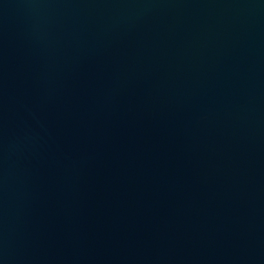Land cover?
<instances>
[{"label":"water","instance_id":"obj_1","mask_svg":"<svg viewBox=\"0 0 264 264\" xmlns=\"http://www.w3.org/2000/svg\"><path fill=\"white\" fill-rule=\"evenodd\" d=\"M0 264H264V0H0Z\"/></svg>","mask_w":264,"mask_h":264}]
</instances>
